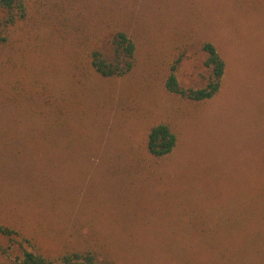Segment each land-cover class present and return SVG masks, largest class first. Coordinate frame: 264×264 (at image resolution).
<instances>
[{
    "label": "rangeland",
    "instance_id": "1",
    "mask_svg": "<svg viewBox=\"0 0 264 264\" xmlns=\"http://www.w3.org/2000/svg\"><path fill=\"white\" fill-rule=\"evenodd\" d=\"M91 5L93 19L100 5L127 19L137 40L134 74L98 87L100 123L83 120L82 135L67 144V160L44 171V180L29 186L26 177L17 182L0 178V224L19 234L0 235V264H14L24 250L31 251L23 239L44 243L58 255L92 233L104 236L117 255L108 253V258L120 264H183L184 256L189 264H264L255 247L246 251V245L232 241L222 246L224 252L202 243L183 249L175 238L180 229L189 231L191 208L208 216V231L237 233L244 228L240 215L226 212L224 205L212 206L209 198L224 189L225 198L244 200L264 187V0H92ZM174 39L188 45L177 76L183 87L203 85V42L222 54L225 72L218 93L202 104V112L176 126L179 138L161 185L131 197L113 173L112 167L123 165L119 157L129 154V144L141 143L154 123L176 124L192 110L186 104L184 114L178 112L162 73L155 77L148 70L157 53L174 47ZM123 87L125 105L116 100L109 105L105 92ZM108 108L109 121L103 117ZM122 111L123 117L134 113V119H121ZM77 150L85 153L71 159ZM204 205L209 206L199 210Z\"/></svg>",
    "mask_w": 264,
    "mask_h": 264
},
{
    "label": "trees",
    "instance_id": "2",
    "mask_svg": "<svg viewBox=\"0 0 264 264\" xmlns=\"http://www.w3.org/2000/svg\"><path fill=\"white\" fill-rule=\"evenodd\" d=\"M91 3L92 0H0V178L6 182L26 177L29 178L26 184L31 186L35 180H44V171L67 160V144L75 143V138L82 135L83 120L92 126L100 123L96 109L98 87L134 74L137 40L130 33L127 19L121 11L105 5L96 8L95 12L100 14L93 19ZM178 41L174 39L176 43L168 52L157 53L148 70L155 77L162 73L165 88L178 103V112L184 114L186 104L192 110L177 119L176 124L165 120L154 123L141 143L136 147L129 144V154L119 157L123 165L112 167L113 173L125 183L126 193L131 197L161 185L166 160L179 138L176 126L180 128L185 117L200 114L202 104L212 99L221 86L225 60L209 41L201 43L205 55L203 85L198 88L180 85L177 76L188 45L181 43V39ZM113 92L112 89L105 92L111 98V106L116 102L123 105L124 94L128 99L124 87ZM108 111L103 117L109 121L111 109ZM128 114L123 117L122 111L119 117L131 121L135 114ZM117 115L116 110L112 117ZM84 151L70 153L71 159ZM226 193L222 189L208 201L215 207L224 205L226 212L235 210L233 213L240 215L244 226L242 230L225 234L208 231L204 221L208 216L191 208L189 231L180 229L175 238H179L183 249L202 243L201 246L212 251L220 250L233 241L246 245V251L255 247L252 250L264 256V187L258 195L252 192L253 197L244 200L225 198ZM194 209L198 210V206ZM0 235L11 238L19 234L0 224ZM89 238L58 255H52L44 243L23 239L31 251L24 250L14 264H120L108 258V253L117 255L103 235L92 233ZM183 259V264H189L187 256Z\"/></svg>",
    "mask_w": 264,
    "mask_h": 264
}]
</instances>
